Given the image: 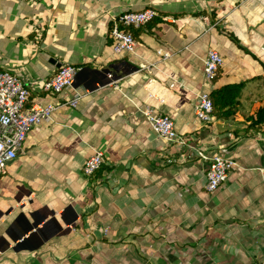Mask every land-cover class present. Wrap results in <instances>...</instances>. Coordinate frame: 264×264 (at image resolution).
Returning a JSON list of instances; mask_svg holds the SVG:
<instances>
[{"label":"crops","instance_id":"crops-1","mask_svg":"<svg viewBox=\"0 0 264 264\" xmlns=\"http://www.w3.org/2000/svg\"><path fill=\"white\" fill-rule=\"evenodd\" d=\"M146 8L164 23L135 31L134 54L114 55L106 46L111 19ZM209 49L224 61L212 90L243 89L235 118L201 124L192 102L204 89ZM61 65L78 69L66 94L79 101L32 128L5 166L0 264H254L264 257V185L254 170L264 167V133L247 130V118L264 107V0H0V69L22 80L29 104L60 100L43 85ZM144 107L237 168L206 192L205 164L177 162L184 151L150 131ZM96 151L103 163L88 180L81 169Z\"/></svg>","mask_w":264,"mask_h":264},{"label":"built area","instance_id":"built-area-1","mask_svg":"<svg viewBox=\"0 0 264 264\" xmlns=\"http://www.w3.org/2000/svg\"><path fill=\"white\" fill-rule=\"evenodd\" d=\"M157 17L155 10L146 8L138 11H123L111 19L110 38L111 49L114 55L134 54L136 43L129 29H139ZM161 54V53H160ZM164 57L169 55L164 53ZM224 61L220 54L209 49L202 61V75L204 89L196 90L192 102V112L198 123L208 124L215 120L213 105L208 97L212 91L216 75L223 67ZM142 69L147 70V65ZM78 69L72 65H61L44 83L43 92L52 96L61 97L55 104L42 105L33 102L28 105L29 91L20 78L7 69H0V177L5 171L7 163L15 159L17 152L26 140L28 132L50 120L53 111L61 106L75 108L79 97L66 94L71 88ZM108 78L112 79L109 75ZM116 85V82H114ZM144 121L150 131L164 142L178 145L183 155L178 157L180 164L190 161H202L205 164V190L214 193L228 179L230 173L237 168L232 160L215 153L209 155L196 144L183 139L175 130L171 117L158 113L149 107L140 108ZM260 138V135H257ZM103 163V154L96 151L85 161L81 173L88 180ZM264 185V167L254 169ZM264 264V257L257 263Z\"/></svg>","mask_w":264,"mask_h":264},{"label":"trees","instance_id":"trees-1","mask_svg":"<svg viewBox=\"0 0 264 264\" xmlns=\"http://www.w3.org/2000/svg\"><path fill=\"white\" fill-rule=\"evenodd\" d=\"M164 15L157 14V17L154 18L151 22L146 24L160 20V23H164ZM139 28V29H141ZM110 29L108 28L107 31V40H106V46H111V38L109 35ZM138 29H129L128 32H130L134 39H135V31ZM217 76V75H216ZM215 81V79H214ZM243 89L242 83H231L226 84L221 87L214 88L209 94L208 97L212 102L213 110L212 114L213 116L219 120V121H227L230 119L235 118L239 113V98L241 95ZM30 105L29 101L27 106ZM247 130L253 131V132H261L264 133V107H260L256 114L254 116L247 118Z\"/></svg>","mask_w":264,"mask_h":264}]
</instances>
